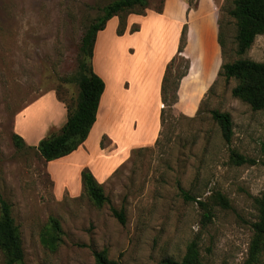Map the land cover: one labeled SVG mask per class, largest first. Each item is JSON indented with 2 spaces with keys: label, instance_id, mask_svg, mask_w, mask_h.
Returning a JSON list of instances; mask_svg holds the SVG:
<instances>
[{
  "label": "rangeland",
  "instance_id": "rangeland-1",
  "mask_svg": "<svg viewBox=\"0 0 264 264\" xmlns=\"http://www.w3.org/2000/svg\"><path fill=\"white\" fill-rule=\"evenodd\" d=\"M111 1L0 0V198L11 206L24 264H93L92 251L103 248L119 264H160L164 258L181 260L192 240L197 242L206 264L245 263L254 234L251 223L257 219L255 199L264 191V108L252 110L233 97L231 88L236 81H226L216 74L200 99L196 93L185 105L183 96L181 106L185 111L191 112L197 104L192 116L176 110L174 105L167 106L172 93L169 91L167 103L162 106L158 140L137 146L141 149L111 154L117 147L102 135L99 146L115 158V166L107 172L99 168V173H105L98 177L99 183L109 200L101 208L92 204L81 184L60 182L58 174L67 179L66 172L75 167V160L55 162L49 169L36 144H14L16 118L31 103L43 97L75 103L78 87L73 79L81 37L89 22ZM162 1L148 0L145 8L133 10L160 13ZM193 1L189 2L192 8ZM215 1L224 30L225 60H234L239 57L234 53L236 26L228 14L233 0ZM157 23L151 24L152 36L165 41L167 50V41L171 40L165 27ZM117 26L112 18L101 33V68L109 76L107 82L114 86L115 94L126 101L135 99L134 113L143 131L149 132L156 122V89L150 86L145 95L148 97L138 104L136 94L141 93L140 88L125 95L115 78L116 62L122 58V47L114 37ZM132 26L138 30L137 25ZM155 38L150 43L156 42ZM241 57L263 61L264 35H257ZM222 61L221 56L219 67ZM186 63L189 67L188 59L175 56L172 79ZM115 104L113 101L109 111L108 131L115 129L126 114L123 105L119 108ZM212 109L230 114L229 142L211 118ZM97 131H90L87 147L94 146ZM232 153H238L244 161L233 159ZM180 189L207 203L212 213L209 222H204V210L195 201L181 197ZM217 193L225 197L227 206L215 199ZM109 205L123 207L125 224L111 214ZM50 216L57 218L63 230L55 250L41 242ZM0 264H5L1 250ZM257 264H264L263 252Z\"/></svg>",
  "mask_w": 264,
  "mask_h": 264
},
{
  "label": "trees",
  "instance_id": "trees-1",
  "mask_svg": "<svg viewBox=\"0 0 264 264\" xmlns=\"http://www.w3.org/2000/svg\"><path fill=\"white\" fill-rule=\"evenodd\" d=\"M147 2L148 0H112L102 7L100 14L86 26L80 42L78 69L73 79L78 87L75 103L71 105L64 99H60L66 106V121L58 131L41 138L36 145L39 155L45 161L63 157L77 149L86 139L96 119L99 100L104 90L103 80L92 68L93 46L97 32L104 28L110 18L116 16L118 18L116 33L118 35L123 34L126 28V17L131 13L143 14L144 11H134L133 9L135 7L143 9L146 7ZM228 14L235 21L234 53L239 57L234 60H225L227 49L223 25L219 18L218 43L223 61L219 67L217 77H222L226 81L230 79L236 81V84L231 88V95L246 103L252 110H261L264 108V60L255 61L241 56L249 49L257 35H264V0H233ZM136 29V26H132L130 31ZM185 42L186 25H183L177 47L178 55L182 52ZM174 58L166 65L161 83V100L163 104L167 103L168 92L172 91L169 96V103H167L170 108L177 101L179 81L188 69L186 63L183 71H178L175 78L172 79L170 70ZM163 113L162 108L160 113L161 125L163 123ZM210 114L218 125L222 138L229 142L232 135L230 114L217 109H212ZM13 141L16 146L25 145L22 137L16 133L13 134ZM231 157L244 161V158L238 153H232ZM81 182L83 193L88 196L95 207L101 208L104 204L109 203L102 185L89 169L84 168L81 171ZM180 195L185 201H195L204 210L203 220L205 223L211 220V209L207 207L205 201L198 199L197 196L190 195L183 189H180ZM215 199L220 204L227 206L225 197L220 193H217ZM255 204L257 219L251 223L254 234L249 245V259L243 264H257L259 253H264V191L255 199ZM109 211L120 224H125L126 217L123 207L117 209L109 205ZM62 234L63 230L59 221L57 218L50 216L48 225L41 235V242L49 250H55L61 241ZM0 250L5 256V264H24V252L19 230L11 214L9 202L2 198H0ZM92 254L93 264H119L117 260L108 257L105 248L93 250ZM160 264L206 263L200 257L197 242L192 240L188 243L181 260L164 258Z\"/></svg>",
  "mask_w": 264,
  "mask_h": 264
},
{
  "label": "crops",
  "instance_id": "crops-1",
  "mask_svg": "<svg viewBox=\"0 0 264 264\" xmlns=\"http://www.w3.org/2000/svg\"><path fill=\"white\" fill-rule=\"evenodd\" d=\"M189 2L190 0H163L160 13L149 12V10L145 13L146 15L131 13L126 17L125 32L117 35L114 30V37L118 41V46L121 45L120 47H122L120 53L122 58L116 62L115 78L119 81L121 88L125 90V95L132 94L135 88H140L141 93L136 94V104H138L141 99L148 97H145V95L149 91L150 86L156 89L158 98L155 114L156 122L149 132L143 131L140 120L134 113L135 109L132 107L135 99L126 101L116 95L114 86L107 82L109 76L101 68L103 64L101 56L103 53H100L99 45L101 37H103L101 33L112 18L116 19L117 26L118 18L116 16L110 18L104 28L97 32L93 46L92 68L103 80L104 90L99 100L96 119L83 143L71 153L47 161L50 169L55 162L75 160V167H71L66 172L67 179L61 178V173L58 174L60 182L82 185L80 180L83 167L88 168L99 182L100 179L98 177L105 174L102 172H107L115 166V158L111 157V154L115 152L125 153L131 148L134 151L140 148H137V146L155 143L161 127L160 113L163 106L161 100L162 78L166 65L173 57L178 55L177 47L183 25H186V42L180 55L188 59L189 67L186 74L179 81L177 89L178 100L174 104V108L186 116H192L196 111L197 104L191 112H187L182 108L181 101L184 96L186 98L185 105H188L189 98L196 93H199L200 99V96L204 94L216 78L221 62V51L218 43L219 11L215 0H194V8L191 7ZM155 21H158L157 25L160 27L164 26L168 32L167 38L171 42L167 41V50H165V41L160 39L157 41L152 36L154 33L152 32L151 24ZM132 25H137L138 30L130 32ZM160 34H163V32ZM152 37L155 38L156 42L150 43ZM133 57H135L134 60ZM134 61L135 63L133 64ZM45 98L47 97L31 103L16 118V134L21 136L28 144L37 145L41 138L48 135L51 131H58L66 121L67 110L65 104L56 97L48 100H45ZM110 99L112 100L110 101ZM113 101L118 107L123 105L126 114L120 118V122H118L115 129L108 131L106 125H109L108 115ZM127 121L129 124L126 129ZM92 128L93 130L97 128L99 131L94 135L96 137L94 146L87 147V138L90 137L89 134ZM102 135H106L117 147L116 151L113 150L110 155L99 146ZM100 166L102 167V172L100 171L102 174L99 173ZM54 178H56L55 175Z\"/></svg>",
  "mask_w": 264,
  "mask_h": 264
},
{
  "label": "bare ground",
  "instance_id": "bare-ground-1",
  "mask_svg": "<svg viewBox=\"0 0 264 264\" xmlns=\"http://www.w3.org/2000/svg\"><path fill=\"white\" fill-rule=\"evenodd\" d=\"M143 24V23H142ZM143 30V29H142ZM140 52V51H139ZM135 59V57H133V60ZM135 63V61L133 62V64ZM138 64H139V62H138ZM137 63H136V65H138ZM139 67H140V65H139ZM136 69H137V66H136ZM135 69V70H136ZM134 70V69H133ZM130 74V73H129ZM132 75H134V74H132ZM146 76V75H145ZM144 76V77H145ZM145 79V78H144ZM142 84H143V81H142ZM141 84V85H142ZM140 85V84H139ZM144 85H146V84H144ZM142 88V87H141ZM147 89V88H146ZM143 91V90H142ZM139 93V92H138ZM117 95V94H116ZM141 96V95H140ZM112 99H110V101H111ZM104 101V100H103ZM119 102V101H118ZM119 103H121V102H119ZM105 104V103H104ZM118 104V103H117ZM116 105V104H115ZM137 109V108H136ZM151 109V108H150ZM102 111H103V109H102ZM133 117V116H132ZM131 119V118H130ZM117 129H119V128H117ZM121 141V140H120Z\"/></svg>",
  "mask_w": 264,
  "mask_h": 264
}]
</instances>
